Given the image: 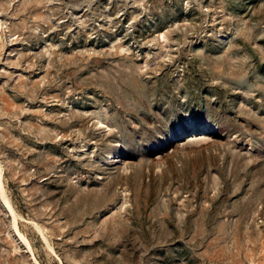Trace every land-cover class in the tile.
Here are the masks:
<instances>
[{
    "label": "rangeland",
    "instance_id": "obj_1",
    "mask_svg": "<svg viewBox=\"0 0 264 264\" xmlns=\"http://www.w3.org/2000/svg\"><path fill=\"white\" fill-rule=\"evenodd\" d=\"M0 264H264V0H0Z\"/></svg>",
    "mask_w": 264,
    "mask_h": 264
}]
</instances>
